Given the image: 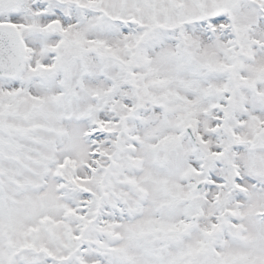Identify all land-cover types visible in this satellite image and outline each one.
Here are the masks:
<instances>
[{
  "label": "snow or ice",
  "instance_id": "1",
  "mask_svg": "<svg viewBox=\"0 0 264 264\" xmlns=\"http://www.w3.org/2000/svg\"><path fill=\"white\" fill-rule=\"evenodd\" d=\"M0 264H264V0H0Z\"/></svg>",
  "mask_w": 264,
  "mask_h": 264
}]
</instances>
